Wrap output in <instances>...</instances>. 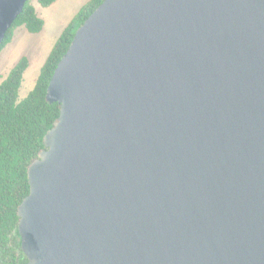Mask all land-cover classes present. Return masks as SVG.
Segmentation results:
<instances>
[{"label": "water", "instance_id": "water-1", "mask_svg": "<svg viewBox=\"0 0 264 264\" xmlns=\"http://www.w3.org/2000/svg\"><path fill=\"white\" fill-rule=\"evenodd\" d=\"M46 99L29 264H264V0H103Z\"/></svg>", "mask_w": 264, "mask_h": 264}, {"label": "trees", "instance_id": "trees-1", "mask_svg": "<svg viewBox=\"0 0 264 264\" xmlns=\"http://www.w3.org/2000/svg\"><path fill=\"white\" fill-rule=\"evenodd\" d=\"M47 7L56 0H38ZM103 0H88L63 29L41 67L28 95L20 99L24 73L30 59L23 55L0 83V264H29L22 249L19 206L30 192L28 166L45 147L44 136L60 114V104L46 99L47 88L58 62L68 50L77 28ZM45 21L27 0L24 9L7 30L0 52L25 26L31 33L44 28Z\"/></svg>", "mask_w": 264, "mask_h": 264}, {"label": "rangeland", "instance_id": "rangeland-1", "mask_svg": "<svg viewBox=\"0 0 264 264\" xmlns=\"http://www.w3.org/2000/svg\"><path fill=\"white\" fill-rule=\"evenodd\" d=\"M86 1L88 0H56L44 7L38 0H31L46 24L38 33L29 32L24 25L15 30L12 42L0 52V83L20 57L28 56L30 66L24 74L19 93L20 99L25 98L33 89L41 66L62 29Z\"/></svg>", "mask_w": 264, "mask_h": 264}, {"label": "crops", "instance_id": "crops-1", "mask_svg": "<svg viewBox=\"0 0 264 264\" xmlns=\"http://www.w3.org/2000/svg\"><path fill=\"white\" fill-rule=\"evenodd\" d=\"M86 2H87V1H86ZM86 2H85V3H86ZM85 3H84V4H85ZM84 4H83V5H84ZM49 6H50V5H49ZM81 7H82V5H81ZM81 7H80V8H81ZM80 8H79V9H80ZM79 9H78V10H79ZM78 10H77V12H78ZM77 12H76V13H77ZM76 13H75V14H76ZM75 14H74V15H75ZM74 15H73V16H74ZM41 17H42V16H41ZM42 18H43V17H42ZM72 18H73V17H72ZM72 18H71V19H72ZM43 19H44V18H43ZM71 19H70V20H71ZM44 21H45V19H44ZM69 22H70V21H69ZM69 22H68V23H69ZM68 23H67V24H68ZM45 24H46V21H45ZM45 24H44V26H45ZM67 24H66V25H67ZM66 25H65V27H66ZM65 27H64V28H65ZM64 28H63V29H64ZM63 29H62V31H63ZM62 31H61V32H62ZM60 34H61V33H60ZM58 37H59V36H58ZM58 37H57V38H58ZM13 38H14V37H13ZM12 40H13V39H12ZM56 40H57V39H56ZM11 42H12V41H11ZM55 42H56V41H55ZM54 44H55V43H54ZM54 44H53V45H54ZM52 47H53V46H52ZM51 49H52V48H51ZM50 51H51V50H50ZM49 53H50V52H49ZM48 55H49V54H48ZM48 55H47V56H48ZM46 58H47V57H46ZM45 60H46V59H45ZM44 62H45V61H44ZM43 64H44V63H43ZM14 65H15V64H14ZM14 65H13V66H14ZM41 67H42V66H41ZM26 70H27V69H26ZM40 70H41V69H40ZM25 72H26V71H25ZM24 74H25V73H24ZM37 78H38V77H37ZM23 80H24V79H23ZM22 83H23V82H22ZM35 84H36V83H35ZM34 86H35V85H34Z\"/></svg>", "mask_w": 264, "mask_h": 264}]
</instances>
